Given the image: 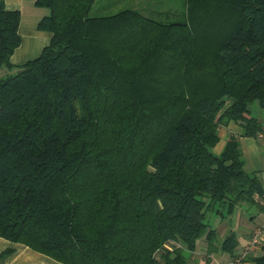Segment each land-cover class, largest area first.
Here are the masks:
<instances>
[{
	"label": "trees",
	"instance_id": "1",
	"mask_svg": "<svg viewBox=\"0 0 264 264\" xmlns=\"http://www.w3.org/2000/svg\"><path fill=\"white\" fill-rule=\"evenodd\" d=\"M95 2L36 0L51 40L15 64L21 12L0 0V236L65 264H188L203 236L236 255L207 216L263 211L240 136L264 127V0H185L175 20Z\"/></svg>",
	"mask_w": 264,
	"mask_h": 264
},
{
	"label": "crops",
	"instance_id": "2",
	"mask_svg": "<svg viewBox=\"0 0 264 264\" xmlns=\"http://www.w3.org/2000/svg\"><path fill=\"white\" fill-rule=\"evenodd\" d=\"M5 5L9 9H18L21 12V21L19 26V32L21 34V43L16 47L13 54L11 55V61L15 64L23 63L29 59L38 56L43 48L50 42L52 33L48 30L40 29L38 27L39 20L49 10L47 7L39 6L35 2L36 0H4ZM3 72L0 69V74ZM264 123V118L259 116ZM223 134L220 135L221 139L217 143L216 147H221L216 152H220L225 145L227 130L236 133L241 132V127L237 123H229L222 127ZM241 146L245 156V168L249 171H258L263 185H264V127L257 136H240ZM240 208H236L232 213V220L229 224L224 227V230L219 233L220 239L225 238L231 231H234L238 237V233L244 236L246 241L251 238L252 230L256 226L246 223L243 225L240 223L242 215ZM237 230V231H236ZM245 245L246 243H240ZM264 241L260 243L256 250L250 253L251 255L261 254L263 252ZM12 247L13 251L8 255L0 257V264H65L58 261L51 256L39 252L28 245L23 243L12 242L2 236H0V253L6 248ZM235 252H237L235 250ZM193 259L198 260L199 264L208 262L209 264L226 263L233 258V254L221 249L208 252V242L205 236L198 240L197 248L190 255ZM190 259V258H189ZM203 263H200V262ZM237 264H253L247 259Z\"/></svg>",
	"mask_w": 264,
	"mask_h": 264
},
{
	"label": "rangeland",
	"instance_id": "3",
	"mask_svg": "<svg viewBox=\"0 0 264 264\" xmlns=\"http://www.w3.org/2000/svg\"><path fill=\"white\" fill-rule=\"evenodd\" d=\"M125 8L138 9L146 16L153 17L159 20L183 19L185 16V0H96L91 10V14L114 13ZM251 108L253 110L254 115L258 117L261 116L262 118H264V107H262L258 103V101L252 103ZM222 127H221V134H223ZM227 132L229 133L230 131L227 130ZM228 133H227V137H228ZM215 147L213 150L216 152L221 147V143L220 146H218L217 148ZM240 209L242 215L244 214L241 217V221H240L241 224L246 225V223H249L250 225H255L256 223L258 224L263 223L264 220L263 211H258L256 209L246 210V208L244 209L240 208ZM223 210L226 211V209ZM207 217L210 224L213 227H215L219 233H221L224 230V227H226V225L229 224L232 220V215H229L227 212H225V214L222 215L221 213H218L215 210L209 213V216ZM238 236H239V242L236 251L240 252L243 247V245H241L240 243H247L249 240L246 241L247 239H245L244 236H242L239 233ZM187 254L189 256L188 252ZM189 257L190 259L188 260V264H199L198 260L193 259V257L191 256ZM203 262L201 261L200 263Z\"/></svg>",
	"mask_w": 264,
	"mask_h": 264
},
{
	"label": "built area",
	"instance_id": "4",
	"mask_svg": "<svg viewBox=\"0 0 264 264\" xmlns=\"http://www.w3.org/2000/svg\"><path fill=\"white\" fill-rule=\"evenodd\" d=\"M264 212V195L261 197ZM264 220L262 224H257L251 234L249 241L242 247L240 252H236L231 260L224 264H237L242 262L252 251L256 250L257 246L264 241ZM178 243V242H177ZM219 264H222L218 262Z\"/></svg>",
	"mask_w": 264,
	"mask_h": 264
}]
</instances>
